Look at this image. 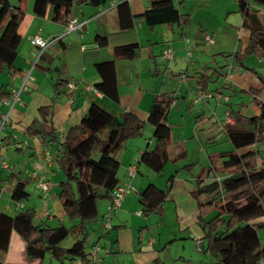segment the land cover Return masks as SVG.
<instances>
[{
  "label": "crops",
  "instance_id": "crops-1",
  "mask_svg": "<svg viewBox=\"0 0 264 264\" xmlns=\"http://www.w3.org/2000/svg\"><path fill=\"white\" fill-rule=\"evenodd\" d=\"M154 1L108 0L103 6L74 2L63 20L53 19L50 10L39 16L33 13V0L23 1L17 53L12 67L0 70V114L8 112L0 132V158L7 162V167L0 166V213L13 215L32 209L38 223L57 226L77 222L67 218L58 196L64 178L57 164L59 143L43 144L42 140L50 128L60 139L94 103L115 117L130 112L144 125L139 134L126 137L115 153L119 183L129 187L118 207L109 196L96 200L98 222L91 233L90 222L87 224L86 237L90 235L91 241L88 247L84 245L85 252L94 244L100 246V260L95 264H222L206 248L202 224L221 213L217 232L222 231L229 217L223 207L229 200L213 202L212 194L195 198L193 192L199 182L206 184L234 171L264 167V142L235 145L229 134L251 130L264 103V40L257 51L248 50L250 32L243 24L241 9L244 4L254 10L264 28V4L253 0H171L185 14L183 21L149 26L142 13ZM70 16L83 21L80 30H66ZM121 20L132 25L122 27ZM34 35L59 38L33 65L36 48L29 39ZM99 37H105V42L100 44ZM130 43L138 44L133 57H114L115 46ZM169 45L174 56L167 60L161 50ZM111 60L113 73L109 66L97 69L96 64ZM67 80L76 81V89L70 90ZM103 82L110 91L116 88V99L97 87ZM21 85L20 99L9 109L6 101ZM206 91L221 97L196 99ZM164 95L171 98L166 113L171 129L166 149L169 160L160 172H154L140 156L156 146L148 111L153 100ZM44 106H49L46 120L39 114ZM225 114L230 115V122ZM31 129L39 133L30 134ZM18 141L20 146L15 145ZM47 151L50 160L45 158ZM129 169L134 170L130 177ZM12 171L21 172L28 191L23 201L11 199L13 186L7 178ZM171 175L167 197L145 214L141 192L149 184L165 189ZM39 178L47 184L45 191L38 186ZM257 233L264 264V226ZM149 239L153 241L149 243ZM52 260L47 255L41 260L29 259L25 242L15 230L10 232L6 250L0 249L2 264H51Z\"/></svg>",
  "mask_w": 264,
  "mask_h": 264
},
{
  "label": "trees",
  "instance_id": "trees-1",
  "mask_svg": "<svg viewBox=\"0 0 264 264\" xmlns=\"http://www.w3.org/2000/svg\"><path fill=\"white\" fill-rule=\"evenodd\" d=\"M24 0L12 4L9 0H0V70L12 67L20 42L18 26L24 15L21 6ZM108 0H33V13L43 16L51 11L53 19L63 20L72 4L89 3L103 6ZM264 4V0H253ZM126 2L121 3L122 6ZM243 24L249 29L248 50L257 51L259 43L264 40L262 28L255 11L244 4ZM142 17L149 26L182 22L185 14L171 0H157L151 7L144 10ZM132 22L124 23L122 27L131 26ZM105 42V37H99V43ZM138 44L130 43L113 48L115 58H131L135 55ZM42 55V54H41ZM40 55V56H41ZM109 66L113 73V61L96 64L97 69ZM104 82L97 85L113 99L117 98L116 88H104ZM171 98L156 97L148 111L147 120L153 125V137L156 146L145 149L140 156L141 162L154 172H160L169 160L167 146L171 142V129L166 122V113ZM40 116L46 120L49 117V106L39 108ZM144 121L130 112L121 117H115L97 104H91L78 124L71 126L59 139L57 133L50 128L45 134L43 144L57 142L60 155L57 157L58 167L64 178L59 184V200L68 219H77L74 224L60 223L49 226L45 222L34 221V211L24 209L10 215L0 213V249L6 250L11 230H15L25 242V254L29 259L41 260L45 255L56 260L58 264H71L80 257L83 264H95L87 257L84 244L87 236V224L97 217L96 200L108 197L111 190L119 183L117 171L119 161L116 151L124 139L139 134ZM264 103L258 121L249 131H230L235 145L242 142H264ZM30 134L39 133L35 129ZM98 155L93 157V153ZM245 161L244 163H246ZM209 170V169H208ZM88 172V173H87ZM1 175V168H0ZM173 175L168 178L165 189L154 184L147 185L140 194L142 211L147 214L165 200L171 187ZM12 183L11 199L14 202L23 201L28 197L20 171H12L7 178ZM3 180L0 176V187ZM203 193L212 194V201L222 199L229 201L223 207V212L229 215L225 228L217 232V222L221 213H217L208 221H203L202 228L210 250L218 262L222 264H261V243L257 233L264 226V167L257 171H234L228 176L214 179L206 184H197L193 192L195 198ZM202 220L199 217V221ZM0 264H2L0 262Z\"/></svg>",
  "mask_w": 264,
  "mask_h": 264
},
{
  "label": "built area",
  "instance_id": "built-area-1",
  "mask_svg": "<svg viewBox=\"0 0 264 264\" xmlns=\"http://www.w3.org/2000/svg\"><path fill=\"white\" fill-rule=\"evenodd\" d=\"M82 25H83V21L78 20L76 16L68 17V19L65 22L66 30H75V29L76 30H80L82 28ZM58 38H59V36H51V37H48V38H43V37H41L39 35H34V36H32L29 39L30 44L33 45L36 48V52L34 53L33 65L36 63V61L38 60V58L40 57L42 52L45 51L49 47V45L51 43H53ZM205 38H206L207 41H212V38L210 36H206ZM183 41L185 43L188 42V38L184 37ZM186 53H187V55H190V51H187ZM161 56L164 59H167V60L171 59L174 56L173 48L170 45L164 47L161 50ZM230 67L231 68H235V66H233L231 64H230ZM236 68H237V66H236ZM28 76H29V72L27 74V77ZM184 76H185L184 74L180 75L181 78H184ZM66 85H67V87L70 90H74L77 87V82L74 81V80H67L66 81ZM84 86H85L86 89H91L92 88L89 85H84ZM22 88H23V85H21V87L19 89H16V90L12 91L9 100L6 101V104L9 106V109L13 106V104L16 101H19V99H20L19 98V93L22 90ZM210 97L220 98L221 95L219 93H216V92L206 91V92L198 93L197 96H196V99L197 100L206 101ZM224 98H227V97H224ZM7 119H8V112L0 114V132H1V129H2L3 125L7 121ZM225 120L227 122H230V115L229 114H225ZM15 145L16 146H20V142L19 141L16 142ZM50 157H51V155L47 151L46 154H45L46 160H50ZM0 166L7 167V162H6L4 157L0 158ZM40 166L41 165L39 163H36V168H40ZM133 173H134V170L133 169H129L128 172H127V176L130 177V176L133 175ZM33 174H36V172L33 171ZM217 180H219V179H217ZM38 186H39V188L42 191H45L47 189L46 182L43 181L41 178H39ZM128 187H129L128 183H118L111 190V192L109 194V197H110L112 205L114 207H118V206L121 205V202L124 199V196L126 194V191H127ZM136 213L137 214H141L142 211L141 210H137ZM105 225L107 227L110 226L108 222H106ZM152 241H153L152 239H149V243H151ZM197 248L200 249V241H197ZM99 250H100V246L98 244H94L91 247V250L87 254V257L94 263H96V262H98L100 260ZM71 264H83L82 258L78 257V258L74 259L71 262Z\"/></svg>",
  "mask_w": 264,
  "mask_h": 264
},
{
  "label": "rangeland",
  "instance_id": "rangeland-1",
  "mask_svg": "<svg viewBox=\"0 0 264 264\" xmlns=\"http://www.w3.org/2000/svg\"><path fill=\"white\" fill-rule=\"evenodd\" d=\"M32 1V0H31ZM10 2L12 3V4H16V2H17V0H10ZM98 155V153L95 151L94 153H93V157H96ZM95 222H98V220H94V221H91L90 223H89V227H88V231H89V233H91V228H92V226L94 225V223ZM96 224V223H95ZM90 241H91V236L89 235L88 236V238L86 237V240H85V246L86 247H88V244L90 243ZM47 259H49L48 258V256H47ZM51 264H58L57 263V261L56 260H52V263Z\"/></svg>",
  "mask_w": 264,
  "mask_h": 264
}]
</instances>
